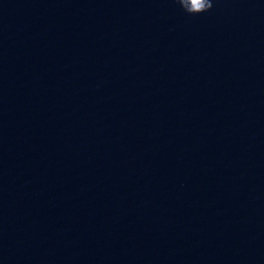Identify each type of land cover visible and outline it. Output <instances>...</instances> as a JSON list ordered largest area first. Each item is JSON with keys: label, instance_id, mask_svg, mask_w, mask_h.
Returning a JSON list of instances; mask_svg holds the SVG:
<instances>
[{"label": "water", "instance_id": "95a60500", "mask_svg": "<svg viewBox=\"0 0 264 264\" xmlns=\"http://www.w3.org/2000/svg\"><path fill=\"white\" fill-rule=\"evenodd\" d=\"M213 3L0 0V264H264V0Z\"/></svg>", "mask_w": 264, "mask_h": 264}, {"label": "clouds", "instance_id": "9594fccd", "mask_svg": "<svg viewBox=\"0 0 264 264\" xmlns=\"http://www.w3.org/2000/svg\"><path fill=\"white\" fill-rule=\"evenodd\" d=\"M177 3H179L189 15H202L212 11L214 7L213 0H204L203 3L197 5V7L201 9V11L196 14H192L186 10V6L184 5V0H177Z\"/></svg>", "mask_w": 264, "mask_h": 264}]
</instances>
